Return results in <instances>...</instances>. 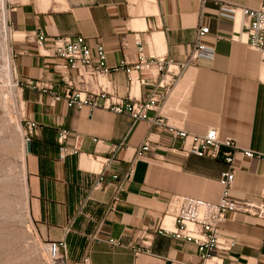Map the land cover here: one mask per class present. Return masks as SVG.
<instances>
[{
    "label": "crops",
    "instance_id": "obj_1",
    "mask_svg": "<svg viewBox=\"0 0 264 264\" xmlns=\"http://www.w3.org/2000/svg\"><path fill=\"white\" fill-rule=\"evenodd\" d=\"M11 50L21 86L20 117L39 125L24 158L26 208L45 243L65 240L69 264H264V221L230 216L221 237L235 247L221 262H204L193 243L159 234L175 196L218 202L223 194L222 159L200 157L181 149L182 142L144 120L102 107H69L54 93L64 87L48 56L54 39L84 36L107 50V63L130 64L139 47L146 57H166L169 70L153 69L130 85L126 68L109 75L108 90L144 99L164 79L170 94L161 113L166 120L195 133L210 128L221 139L262 158L237 154L230 197L264 201V63L246 43L243 8H260L264 0H23L11 3ZM238 9L235 19L220 15L221 5ZM201 23L214 41L212 59L200 58L180 71ZM47 39L39 47L34 39ZM140 41V42H139ZM178 73V74H176ZM43 83L47 89L33 86ZM186 83V84H185ZM47 85V86H46ZM180 96V97H179ZM155 115V113H152ZM81 137V153L59 158L58 130ZM150 139L152 149L137 150ZM106 177L98 189L99 175ZM118 179L114 180L113 176ZM165 225L173 230L169 218ZM147 237L149 240H146ZM111 239L123 246H112ZM148 243L139 256L127 246Z\"/></svg>",
    "mask_w": 264,
    "mask_h": 264
},
{
    "label": "built area",
    "instance_id": "obj_2",
    "mask_svg": "<svg viewBox=\"0 0 264 264\" xmlns=\"http://www.w3.org/2000/svg\"><path fill=\"white\" fill-rule=\"evenodd\" d=\"M237 12L236 7L224 4L221 5L218 14L234 20ZM239 13L244 19V28L247 32L246 43L249 47L260 52L261 60L264 63V6L256 9L243 8L239 10ZM35 36V43L39 47H43L47 36L43 33H37ZM216 40L217 37H210L208 25L201 23L196 31L192 50L180 65V71L200 58L212 59L215 53L214 41ZM139 50L138 59L134 63L130 64L123 60L118 65L110 66L107 63V50L103 44L98 43L92 46L84 36L54 39L52 51L48 52V56L55 59L53 71L64 87L63 93L53 94L54 99H65L69 107L78 109L89 105L93 109L102 107L118 114L127 113L133 121H147L173 139L180 140L183 151L200 157L225 161L229 165V169L221 174L220 184L223 187V194L220 200L214 203L188 196H175L171 200L158 230L159 234H172L177 240L193 243L198 249L199 257L204 262H221L223 256L228 255L236 245L234 241L221 237V226L228 221L230 216H242L264 221V201H239L230 197L236 176L237 154H241L245 159H260L262 157L249 149H240L232 139H221L215 128H210L205 133H195L169 123L161 113L170 94V87L164 79H161L155 89L140 100H135L131 95L122 97L108 90L105 79L122 68H126L130 85L140 81L144 84L148 83L145 78L140 79L138 73L146 75L153 69L169 70L170 61L166 57H146L142 53L141 46ZM15 56L11 50L13 77L11 79L14 83L13 86L19 89L21 83L14 64ZM33 86L40 89L48 87L39 82L33 83ZM20 109L19 95L18 110ZM20 121L25 131L26 151V144L31 142L39 125L36 121L23 117ZM57 143L60 160H65L69 156H78L81 153V137L70 129L61 128L58 130ZM151 149V141L147 139L137 150V155L143 156ZM105 177V172L99 175L96 189L100 187ZM113 179L117 180L118 176H113ZM167 218L174 224L173 230L166 227ZM146 240L149 238L147 237ZM109 243L115 247L123 246L119 240L111 239ZM44 244V249L53 261L69 264L68 244L65 240L49 241ZM127 247L134 252L135 256H139L148 248V243L143 242L140 246L129 244ZM88 261L85 259L84 264H87Z\"/></svg>",
    "mask_w": 264,
    "mask_h": 264
},
{
    "label": "rangeland",
    "instance_id": "obj_3",
    "mask_svg": "<svg viewBox=\"0 0 264 264\" xmlns=\"http://www.w3.org/2000/svg\"><path fill=\"white\" fill-rule=\"evenodd\" d=\"M12 1L15 0H4L5 9L2 11L0 8V39L8 38V58ZM6 66L0 49V264H62L49 257L45 244L40 241L28 217L25 131L18 110L19 92L12 79H8Z\"/></svg>",
    "mask_w": 264,
    "mask_h": 264
},
{
    "label": "bare ground",
    "instance_id": "obj_4",
    "mask_svg": "<svg viewBox=\"0 0 264 264\" xmlns=\"http://www.w3.org/2000/svg\"><path fill=\"white\" fill-rule=\"evenodd\" d=\"M0 8L1 10L3 11L5 9V3H4V0H1L0 2ZM8 26V24H7ZM9 28V27H8ZM8 33V32H7ZM7 44H8V38L5 36L1 37L0 39V49L2 51V54L4 55L5 57V62L7 63V71H8V79H11L12 78V59H11V49H10V55H9V58H8V48H7ZM11 47V46H10ZM11 67V68H10ZM186 84V83H185ZM180 97V96H179Z\"/></svg>",
    "mask_w": 264,
    "mask_h": 264
},
{
    "label": "water",
    "instance_id": "obj_5",
    "mask_svg": "<svg viewBox=\"0 0 264 264\" xmlns=\"http://www.w3.org/2000/svg\"><path fill=\"white\" fill-rule=\"evenodd\" d=\"M30 151H31V143L28 142V143L26 144V152H30Z\"/></svg>",
    "mask_w": 264,
    "mask_h": 264
}]
</instances>
